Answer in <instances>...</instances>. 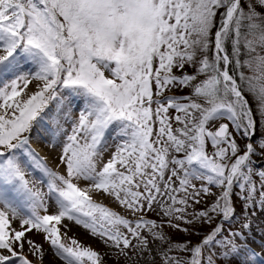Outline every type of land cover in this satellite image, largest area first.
<instances>
[{"label":"snow or ice","instance_id":"obj_1","mask_svg":"<svg viewBox=\"0 0 264 264\" xmlns=\"http://www.w3.org/2000/svg\"><path fill=\"white\" fill-rule=\"evenodd\" d=\"M257 7L264 0H248L247 11L242 0H0V77L8 76L0 81V264H32L22 255L25 243L41 255L40 245L24 239L33 230L45 234L66 264H100L90 247L63 242L64 219L122 253L147 250L142 231L169 243L162 224L143 216L133 221L96 203L91 193L101 191L134 216L158 205L168 226L184 232L181 221L211 225L220 217L199 244L169 245L189 258L165 251L162 264H264V238L259 250L252 247L248 222L264 209V169L254 170L252 161L264 151V143H252L258 119L264 122V13ZM186 66L194 73L184 72ZM200 75L206 78L194 83ZM33 82L37 90L17 99ZM187 87L191 95L165 94ZM246 90L256 100L255 115ZM210 121L227 122L213 131ZM34 128L51 146L61 145L65 174L49 169L31 147ZM109 131L116 150L98 168ZM233 131L248 142L239 145ZM37 169L46 176L39 182L46 192L29 179ZM81 180L91 183L82 188ZM193 181L203 183L197 188ZM210 186L222 189L216 202L189 213ZM49 199L56 206L51 214ZM237 201L245 222L225 227L236 218Z\"/></svg>","mask_w":264,"mask_h":264},{"label":"rangeland","instance_id":"obj_2","mask_svg":"<svg viewBox=\"0 0 264 264\" xmlns=\"http://www.w3.org/2000/svg\"><path fill=\"white\" fill-rule=\"evenodd\" d=\"M242 2H243L242 7H244L245 11H247L248 0H242ZM221 11H223V9H221ZM215 30L213 28L212 30L213 33L215 32ZM209 58H211V52H209ZM198 59H199V54H198ZM25 68H29V67L25 66ZM242 70L245 72L247 76L253 75L252 71L247 68H244ZM194 71L195 69L189 66H186L184 69V72L188 74H193ZM174 72L176 75H181V72L178 70L174 69ZM230 74H234V73H230ZM205 78H206L205 76L200 75L198 76L197 81L194 83H198L200 80H203ZM6 79L7 78H5L4 80ZM30 86L31 85H29L28 88H30ZM26 90L23 92L21 97L17 99H27L31 93H27ZM191 93H192V89L190 87H187V88H175L172 90V92H166L165 94L175 95L177 97H184V96L191 95ZM245 96L248 99L249 104L252 106L253 112L255 115L256 100L254 99L253 95L249 93L247 90L245 91ZM192 98L196 100L197 102L203 103L202 98L195 97V96H193ZM182 102H187V101H182ZM2 103L3 101H0V104ZM2 113H3V109H0V114ZM170 115L175 116L176 115L175 110L170 109ZM222 122H227V121H210L208 128L214 131L216 127H218V125ZM177 127H180V125L173 122V128L175 129ZM229 128H230V131H232L231 124L229 125ZM233 135L236 137L237 143L241 146H243L244 144L248 142V139L246 137H243L240 133L233 131ZM252 143H253L254 148L258 147L259 144L264 143V122H260L259 119H258L255 136L252 137ZM109 148L110 147L108 145L107 149L104 152L108 153L107 151ZM207 150L209 153L213 151L210 142L208 144ZM40 155L46 160V157L42 153H40ZM107 161L108 160L104 159V161L100 164L99 168L102 166L103 163H106ZM252 161H253L254 170L264 169V151L257 150L255 154L252 156ZM46 162L48 163L47 160ZM52 167L49 165L48 168L53 169L54 172L62 174L59 171L62 168H55V166H52ZM32 174L35 176L30 175L29 179L36 180L38 182L37 186L46 192L47 191L46 184L39 183L41 180H46V176L44 175L42 169H37ZM253 179L257 182V184H259L260 178L258 176L254 175ZM193 183L196 184L197 188H199L203 182L193 181ZM177 186H178V181H177ZM210 188H211V194L205 195L201 193L199 197L201 202L199 204H192V206L188 209L189 213L194 212V211L198 212L201 210H207L212 204L216 202L217 198L222 192V189L216 186H210ZM234 192H239V189L234 188ZM91 195L93 197V200L96 203L107 206L109 209L119 213L122 216H125L126 218L130 220L135 221L140 216H143L144 219L154 220L158 224H162L163 225L162 230L164 234L169 238V243L164 244L161 241L152 240L150 233H148L147 231H142L141 235L149 236V244L147 246V250L141 252L139 249H125L124 253H127V255H125L124 253L120 252L117 248L112 246L110 241L108 242V244H106L104 242L105 241L104 237L96 235L94 233L91 234L92 232L90 230L87 232L88 229L86 228H84V230L80 229L78 228V226L76 225L74 226L71 221L64 219L62 221V225H58V227L61 228V235H62L63 242L66 244H69L71 239H75L79 242L80 245H83L84 247H90L91 249L99 253L100 264H162L163 252L168 251V247L170 244H181L187 241V242H190L189 247L193 245H197L201 242V240L205 237V235H207L212 230V228L216 226V223L219 222L220 220V217H217L216 220H214L211 225L206 224V223H194L192 225H187L181 221L179 222L181 226L188 228V232H184V231L168 226V224L166 223L168 220V217L163 216V213L161 212L158 205H154L152 211L138 213L134 216L129 210H127L126 208L122 207L119 204L112 203V202H105L104 199L102 200L101 198L96 197L94 194H91ZM2 207L3 205H0V208ZM259 211H264V209L257 208L255 210V213ZM54 212H56V206L49 199L48 200V214H51ZM40 214L44 215L46 213L44 212L43 209H41ZM252 216L253 215H250L248 218L249 223L250 221H252V219L249 220ZM188 218L191 219V216H189ZM10 219H11V216H10ZM244 222H245L244 207L241 201H237L236 218L233 219L230 224H225V227L237 228V227H240ZM64 225L67 226V230L65 229ZM12 228H15L16 230H20L19 221L17 219H12ZM121 231L126 232L127 230L121 227ZM24 239L33 240L36 244L40 245L42 248L41 255H33L32 252L30 251L29 245L27 243L24 244L22 255L27 257V259L30 260L32 264H61L58 262V259L59 260L61 259V261H64L59 255H57L56 249L52 247V245L49 243L48 240L45 239V234L43 232H37L36 230H33L31 232L26 233V236ZM133 243L135 244L136 241L133 240ZM17 251H20V249L17 248ZM168 256L176 257L178 259L184 260V259L189 258L190 254L187 252H180L177 249L173 248L171 251H168ZM16 264H19V262L17 261ZM64 264H66L65 261H64ZM87 264H90V262H87ZM217 264H220V262H217Z\"/></svg>","mask_w":264,"mask_h":264},{"label":"bare ground","instance_id":"obj_3","mask_svg":"<svg viewBox=\"0 0 264 264\" xmlns=\"http://www.w3.org/2000/svg\"><path fill=\"white\" fill-rule=\"evenodd\" d=\"M0 55H3V52H0ZM28 66L29 68L31 67V65H24ZM5 78L8 79V76H4V77H0V81L4 80ZM6 79V80H7ZM30 88H28L26 90L27 93H33L34 91H36V87H35V82H33V84H30ZM23 94V93H22ZM82 104V101L77 100L76 101V108L78 109ZM75 115V113H74ZM64 127L67 129L68 132L71 131V125L70 124H65ZM61 144L64 141V134H61L59 137ZM55 143V141L53 142ZM105 143H106V147L104 149V151L107 149V146L109 145V149H108V153H105L103 151L102 155L99 157L98 162H97V167L99 168L100 164L104 161V159L108 160L111 158L112 154L115 152L116 150V140L113 138V132L109 131V133L106 135L105 137ZM31 147L34 148L36 151H38V153H42L45 157L46 160L48 161L47 165L49 167V165L55 166V168H62L59 171L62 174H65V169L63 167V165L60 164L59 162V156L61 154V145L57 144L55 147L51 146L48 143V136L47 135H42V136H37L36 134V129H33V133H32V137H31ZM58 166V167H56ZM117 167H119V165H117ZM53 168V167H52ZM53 171V169H51ZM33 175V174H31ZM35 176V175H33ZM34 178V177H32ZM91 182L89 181H83L81 180L79 182L80 187L82 188H86L88 187V185ZM91 194H94L96 197L101 198L102 200L104 199L105 202H112V203H116L119 204L114 197L104 194L102 191L101 192H93ZM50 201L54 204L53 200L50 199ZM55 205V204H54ZM250 224L252 225L251 228V232L249 233L250 236H252L254 238V240L256 241V243L252 244V247L257 248V250H259V243L261 241L262 238H264V211H259L257 213H255L249 220ZM72 224L75 226H78V228L83 229L84 227L81 225L76 224L74 221H71ZM86 231V229H85ZM89 231V229L87 230V232ZM93 234V233H91ZM58 262L61 264H64V261H61V259H58Z\"/></svg>","mask_w":264,"mask_h":264},{"label":"trees","instance_id":"obj_4","mask_svg":"<svg viewBox=\"0 0 264 264\" xmlns=\"http://www.w3.org/2000/svg\"><path fill=\"white\" fill-rule=\"evenodd\" d=\"M244 2V1H243ZM243 2H242V6H243ZM258 12H261V13H264V8H257L256 9ZM218 15V17H217V21H219V14H217ZM214 30H215V28H214ZM244 57H242V59H243Z\"/></svg>","mask_w":264,"mask_h":264}]
</instances>
